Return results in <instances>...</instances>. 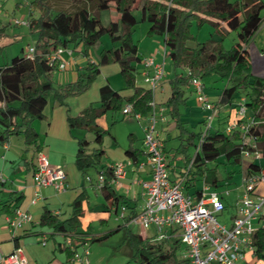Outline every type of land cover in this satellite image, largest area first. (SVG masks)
I'll list each match as a JSON object with an SVG mask.
<instances>
[{
    "label": "trees",
    "instance_id": "16d2710c",
    "mask_svg": "<svg viewBox=\"0 0 264 264\" xmlns=\"http://www.w3.org/2000/svg\"><path fill=\"white\" fill-rule=\"evenodd\" d=\"M135 1L79 0L73 10H65L52 8L51 0H30V8L37 11L35 17L29 14L26 20L29 32L36 33L32 45L33 58L14 55L8 63L0 66V144L10 136L18 135L24 143L34 145L35 153H38L37 132L32 122L43 118L48 96L62 104L65 96L77 94L88 86L90 80L98 73L99 64H118L121 77L126 86L131 88L129 94L122 95L104 83L98 87L97 105L89 103L77 114L66 115L69 129H87L92 133L93 142L97 144V147L89 148L88 140L76 138L73 163L82 178L86 176L85 171L89 167L95 169L96 175H103L104 181L99 191L104 200L110 201L107 211L111 206L115 209L118 202L127 205V201L115 193L113 185L109 183L111 167L103 160L104 149L101 146L102 137L107 130L100 128L96 120L106 111H121L124 104H129L132 111L140 113L142 117L149 112L148 101L153 100V91L135 85V75L138 71L141 72L142 56L137 44L131 39V33L135 25L141 22L147 24L146 35L162 36L164 56L170 59L172 76L168 79L169 94L161 105L175 120L176 125L180 127L176 105L184 102V91L186 88L190 89L187 80L190 77L200 79L215 74L220 80H225V84L213 105L228 106L234 116L236 105L231 106L233 95L236 93L245 98V106L250 109L253 120L247 135L253 138L256 149L264 159V79L250 73L247 50V43L261 23L260 10L264 6V0H137L134 5ZM92 8L96 13L92 12ZM110 8L114 9L117 17L107 18L103 22L101 13L107 14ZM193 22L198 27L208 23L219 34L234 30L236 39L227 49H224L219 41L211 39L195 42L191 47L187 46L185 41L193 38L190 35ZM103 34L108 36L111 46L99 52L97 63H88L84 72L78 73L77 78L64 87H54L49 77L57 66L45 57L46 51L57 47L67 48L71 43L73 48L79 46V49L86 52ZM225 122H228V119ZM192 136L188 134L184 142L179 144L183 154L187 146L193 144ZM244 137L238 129L230 132L208 129L202 137L199 132L196 134L198 143L192 158L184 157L180 166L171 164L175 160V154L166 151L161 140L168 174L171 172L174 175L169 179L183 177V191L189 194L199 192L200 186L195 185L197 180L211 188L217 186L213 170L205 167L201 169L200 165L215 160L220 155L226 163L240 165L241 149L249 148L244 142ZM124 154L136 167L140 159L145 157L142 138L140 149L127 147ZM260 169H264V164L258 165L253 161L246 167V170ZM84 195V191L75 195L70 204L71 213L65 219H59L48 210H44L39 216L41 224L64 234V244L66 239L70 240V253L76 251L80 225L78 217L82 213L81 201ZM11 197L10 194L9 199ZM19 199L20 196H17L12 200L15 202ZM15 208L17 207L13 209ZM130 212H135L132 207ZM117 228L118 226L114 230ZM108 234L109 232L92 234L86 237V240L101 241ZM127 238L134 249L131 257L140 264H186V260L176 254V249L181 244L177 239L157 241L142 238L139 234H129ZM253 246L254 255L263 256V231L255 232ZM65 248L69 246L66 245Z\"/></svg>",
    "mask_w": 264,
    "mask_h": 264
},
{
    "label": "rangeland",
    "instance_id": "374dc122",
    "mask_svg": "<svg viewBox=\"0 0 264 264\" xmlns=\"http://www.w3.org/2000/svg\"><path fill=\"white\" fill-rule=\"evenodd\" d=\"M29 1L30 0H0V33L2 32L0 35V66L8 63L10 58L14 55H25L28 47L34 44L36 33L29 32L26 26V20L29 14L35 17L37 11L36 9L30 8ZM136 1L134 5H136ZM78 2L79 0H51V6L54 9L61 8L73 10ZM92 12L96 13L94 8H92ZM134 12L137 14L135 10ZM260 16H264V6L260 10ZM116 17L117 14L113 8H110L107 14L103 15L101 13L103 22H105L107 18L116 19ZM14 21L22 23L15 24ZM146 27V22L135 25L131 33V39L137 44L141 56L154 55V61L161 62L163 47L162 36L146 35ZM190 35L193 36V38L185 41V44L190 47L194 46L195 42L211 39L219 41L221 46L227 49L236 39L234 30L219 34L215 32L213 27L208 23L198 27L193 22L190 27ZM250 43L264 53V27H259L255 31L247 43V47ZM110 46L111 43L106 34L101 35L93 45L87 48L86 52L79 49V46L73 48L70 43L67 49L71 50V54L64 52L59 55V60L64 64V68L61 70L55 69L50 74L49 78L52 85L54 87H64L68 83L74 81L78 73L84 72V67L88 63H97L99 52L102 49ZM163 69V75L159 80L158 86L153 89V100L156 105L163 104L169 94L168 79L172 76V67L168 56L164 57ZM200 81L203 86V93L206 95L208 102L215 104L217 94L224 86L225 80H220L217 75L211 74L201 77ZM104 83H107L112 89L117 90L122 95H127L131 92V88L126 86L121 77L116 62L99 64L98 73L90 80L85 89L77 94L65 96L62 104L55 102L49 95L43 113L49 110L52 100L54 101L53 103H55V108H59L63 112L69 111L71 115L77 114L89 103L97 105L98 87ZM160 84L161 91H159ZM135 85L148 88L147 84L143 81L140 71L135 75ZM238 99V94L236 95L235 93L231 106L236 104ZM176 110L180 127L176 125L175 120L167 113V110H165L163 113L165 119L160 121L157 117L155 130L158 132L159 138L163 141L166 151L170 154H175V160H173L171 164L180 166L184 161V157L192 158L198 143L196 134L204 131L203 121L206 119V116L209 115V111L203 110L198 106L195 94L190 91L189 88L185 89L184 102H179V104L176 105ZM248 113H250V109L246 107V114ZM54 115H56V113H54ZM225 120V112H223L222 109L218 110V107H216V113L210 122L209 129L211 131L218 129L225 132ZM35 121L37 120H34V124ZM44 122L47 123V120H44ZM144 122V117L137 120L132 115H123L121 111H115L114 113L106 111L102 116L97 118L96 124L100 128L107 130L101 142V146L104 149L103 160L104 162L107 161L105 163L113 160L117 154L123 155V151L127 147L131 149L141 148V138L143 135L142 124H144ZM188 134L193 135L194 145L192 143L189 144L183 154L179 144L184 142V138L188 136ZM48 135H50L49 137H51V142L54 146H61L60 133L58 134V131L52 135L50 131ZM69 135L78 136L76 138L79 139L85 138L88 140L89 148L97 147V144L92 140V133L85 128H71L69 129ZM73 140L75 143L74 137ZM247 160L246 158H242L241 166L231 165L226 163L224 157L220 155L215 160L207 161L205 164L200 165V168L203 169L205 167L206 169L213 170L217 178V186L212 189L218 191L228 190L229 194L224 196V198L227 203L231 204L236 194L240 192L241 169ZM258 162L263 163V158H260ZM79 175H81L80 172ZM85 175L90 178H95L96 171L93 167H89L85 171ZM84 183L86 190L81 201L82 213L78 217V220L81 221L79 227L90 235L109 232L103 240L89 242L84 245V249H87L86 258L89 264H140L131 257L134 249L127 236L129 234H142V236L145 235L148 239H154L155 236L152 227L150 226L143 229L136 223H128L126 226H123L122 220L118 219L116 216L117 212L108 214L105 206L106 203L100 193L94 192L85 180ZM195 185L199 187L201 181L197 180ZM128 188L129 190L131 189L130 187ZM140 201H142V199H139V202ZM231 212L232 210L229 209L227 213L223 212L221 215L217 216L218 222L228 227L230 224L229 216ZM117 226V230H114ZM183 252L184 245L180 244L176 249V254L182 255ZM262 254L263 256L255 257L252 263L264 264V249ZM209 264H216V262L212 261Z\"/></svg>",
    "mask_w": 264,
    "mask_h": 264
},
{
    "label": "built area",
    "instance_id": "2783aa9c",
    "mask_svg": "<svg viewBox=\"0 0 264 264\" xmlns=\"http://www.w3.org/2000/svg\"><path fill=\"white\" fill-rule=\"evenodd\" d=\"M14 23L21 24L22 22L14 21ZM259 27H264V16ZM64 52L71 54V50L57 47L49 49L44 55L49 61L56 63L58 70H61L64 64L60 62L59 55ZM24 57L33 58L32 46L28 47ZM164 57V47H162L161 62L154 61L153 55L141 58L142 78L152 91L158 86L163 75ZM187 83L195 94L198 106L209 111V115L203 121L202 137L210 128L216 107L208 102L199 78L190 77ZM244 101L245 98L240 96L235 104L233 119L225 125V132L233 129L241 131L246 137L245 144L249 146V148L241 149V158H250L251 161H255L261 157V153L256 149L253 138L247 135L248 127L253 122L251 116L246 121L242 120L246 111ZM148 105L150 109L142 124V145L145 157L136 166L137 169L147 167L148 178L136 180L143 201L139 210L133 214L130 212L131 209L122 203L115 209L111 206L113 213L117 212L116 216L122 220L123 226L128 223H136L143 229L151 226L155 236L154 240L177 239L184 245L181 257L186 260V264H209L212 261L216 264H242L247 253H254L255 232L257 230L264 232V169L245 170L241 175L240 193L234 200L229 216L230 224L226 227L218 222L217 216L225 212L223 197L227 195L228 190L218 191L202 182L198 193L189 194L183 191V177L169 179L162 153V141L155 130L157 117L160 121L165 119L164 107L156 105L153 100L148 101ZM121 113L132 115L137 120L142 118L140 113L132 111L129 104H124ZM35 160L32 172L34 195L30 203H35L39 199L38 189L41 186L51 185L57 191L64 190L65 172L63 168L50 165L46 156L41 152L36 153ZM129 163V160L111 163L109 183L114 185L124 178L125 166ZM84 180L92 182L95 189L99 190L104 177L102 174H97L93 181L88 176H85ZM3 182L4 178L0 173V183ZM127 192L125 188V195ZM5 221L9 229L15 230L30 221V214L25 210L15 208L11 215L5 217ZM65 244L72 249L69 239L65 240ZM86 256L87 249L82 248L80 253H74V260L78 264H88ZM1 260L10 264H26L23 251L19 246L14 247L8 255L1 257Z\"/></svg>",
    "mask_w": 264,
    "mask_h": 264
},
{
    "label": "crops",
    "instance_id": "0c3cea01",
    "mask_svg": "<svg viewBox=\"0 0 264 264\" xmlns=\"http://www.w3.org/2000/svg\"><path fill=\"white\" fill-rule=\"evenodd\" d=\"M247 50L250 73L264 79V53L258 50L252 43L248 45ZM140 67L142 71L143 68L142 66ZM159 86V91H161V84ZM238 97H240V95ZM53 102V100L50 102V111H44L43 118L35 121V124L33 121L32 125L38 133L36 143L39 145V152L46 156L50 165L61 166L65 172V180L63 183L64 190L57 191L51 185L41 186L38 189L40 195L39 199L35 203H30V199L34 195V187L32 185V172L36 162L34 145L24 143L22 137L18 135L10 136L7 141L0 144V173L4 178V182L0 183V264H10L2 261L1 257L8 255L16 246L21 247L26 259V264H78V262L74 260V253H80L84 245L89 243L86 237L91 235L84 232V230L79 227V236L77 235L78 240L76 241L75 248L76 251L70 253L71 249L65 248L64 234L39 222V216L44 210H48L59 219L67 218L71 213V200L80 190L84 191V193L86 190L84 178L79 175V171L75 168L73 163L76 148L73 137L76 141V137L78 136L69 135L66 115L70 113L69 111L63 112L61 109L55 108V103ZM217 107L218 110L222 109L225 115H228L226 120L228 119V121H230L233 119L232 111L228 110V106L219 104ZM54 113H56V115H54ZM250 116L251 112L246 114L245 111L242 120L246 121ZM44 120H47V123H45ZM50 131L51 135L56 131H58V134L60 133V147L52 144L51 137L48 135ZM244 140L246 141V137ZM123 155L117 154L115 158L108 161V163L111 164L115 161L126 162L128 158L125 156L124 151ZM260 158L253 162L258 165H263L264 162H258ZM246 159L248 160L241 169V175L245 172L247 165L251 161L250 158ZM143 160L144 158L140 159V161ZM168 176L173 178L174 175L169 172ZM146 178H148L146 166L142 169H137L133 164L129 163L125 166L124 178L120 179L119 182L112 187L115 193L126 199L127 206L130 209L132 207L134 211H137L142 204L143 198L136 180L138 181L139 179ZM90 179L93 181L95 178ZM87 184L94 192L100 193L99 190L95 189L92 182H87ZM128 187L131 189L129 190ZM125 188L128 190L126 195L124 193ZM239 193L236 194L231 204L227 203L223 197L225 212H228L229 209H233L234 200L238 197ZM10 194L12 197L9 199ZM228 194L229 193H227V195ZM17 196H20V199L14 202L12 199ZM139 199H142V201L139 202ZM104 202L106 203V208H108L110 201L104 200ZM119 204L118 202L117 206ZM15 206L21 210L27 211L30 214V221L15 230H11L7 226L5 217L11 215L10 210ZM109 213H113V210L109 209L108 214ZM140 236L142 238L146 237L145 235L142 236V234H140ZM255 257L254 253H247L242 264H253L252 261Z\"/></svg>",
    "mask_w": 264,
    "mask_h": 264
}]
</instances>
